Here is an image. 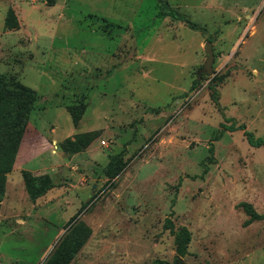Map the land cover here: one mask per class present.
<instances>
[{"label": "rangeland", "instance_id": "rangeland-1", "mask_svg": "<svg viewBox=\"0 0 264 264\" xmlns=\"http://www.w3.org/2000/svg\"><path fill=\"white\" fill-rule=\"evenodd\" d=\"M164 1L180 19L158 0H0V74L39 96L0 203V264H49L76 224L67 264H264V149L221 127L264 139V0ZM87 132L69 157L62 143ZM112 156L126 166L110 180ZM22 171L55 187L32 202ZM166 219L190 232L184 257Z\"/></svg>", "mask_w": 264, "mask_h": 264}, {"label": "trees", "instance_id": "trees-1", "mask_svg": "<svg viewBox=\"0 0 264 264\" xmlns=\"http://www.w3.org/2000/svg\"><path fill=\"white\" fill-rule=\"evenodd\" d=\"M159 7L165 11L161 12V17H170L178 19V14L169 8L168 3L164 0H158ZM180 19V18H179ZM188 27L193 31L202 30L197 24L187 23ZM4 30L16 31L19 28V22L12 8L6 12L4 23ZM210 95L214 103L218 106L219 92L216 90L214 82L209 85ZM38 94L33 89L23 85L12 76L0 74V203L4 197L6 177L13 170L14 162L26 133L29 117L31 112L36 108L38 102ZM71 115L72 122L76 126L82 116L83 107L73 106L67 108ZM222 112V111H221ZM232 121V120H229ZM227 122V119H225ZM224 131L233 132L240 130L243 132L247 143L253 148L264 149V139L256 138L253 133L247 131L244 124L237 125L235 121L231 122L229 126L221 125ZM96 132L80 133L71 138H67L62 143V150L73 156L83 152L96 138ZM126 164L122 163L120 156H112L106 166V173L109 179H114L121 174ZM21 176L24 182V187L30 201L35 202L37 199L43 197L48 191L52 190L55 185L48 175L34 176L28 171H22ZM248 214L251 220L260 219L252 208L247 207ZM83 212L81 208L68 221V226L71 225L78 216ZM164 228L168 229L174 237L175 252L179 257H184L187 254L188 245L190 243V232L187 228L181 227L175 229L172 221L166 219ZM81 225L76 224L72 227L65 239L62 241L59 248H57L55 255L52 256L49 264H67L70 260L71 252L76 249V246L70 244V240L81 241L82 237ZM152 264H166L163 261L156 260Z\"/></svg>", "mask_w": 264, "mask_h": 264}, {"label": "water", "instance_id": "water-1", "mask_svg": "<svg viewBox=\"0 0 264 264\" xmlns=\"http://www.w3.org/2000/svg\"><path fill=\"white\" fill-rule=\"evenodd\" d=\"M205 53L207 54V60L204 64V69L203 71L208 74L211 75L212 74V64L214 61V55H213V51H212V43L211 42H207L205 45ZM176 264H181L180 260L177 259Z\"/></svg>", "mask_w": 264, "mask_h": 264}, {"label": "crops", "instance_id": "crops-1", "mask_svg": "<svg viewBox=\"0 0 264 264\" xmlns=\"http://www.w3.org/2000/svg\"><path fill=\"white\" fill-rule=\"evenodd\" d=\"M28 127V125H27ZM26 132H27V128H26ZM23 142V140H22ZM21 157V152H20V148H19V151H18V154L16 156V159H15V162H14V166H13V170L10 174L7 175L6 177V183H5V192H4V197L6 196V192H7V188H8V184L10 182V179L13 177V173L16 171V170H21V169H17V158H20ZM21 174V173H20ZM22 177V176H21Z\"/></svg>", "mask_w": 264, "mask_h": 264}]
</instances>
